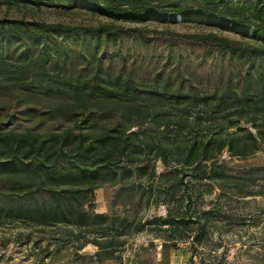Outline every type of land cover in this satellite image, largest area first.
I'll return each instance as SVG.
<instances>
[{
	"label": "rangeland",
	"instance_id": "rangeland-1",
	"mask_svg": "<svg viewBox=\"0 0 264 264\" xmlns=\"http://www.w3.org/2000/svg\"><path fill=\"white\" fill-rule=\"evenodd\" d=\"M8 21L61 24L69 30L49 34L40 41L28 36L0 37V57L23 68L21 73L0 70V129L42 135L73 129L90 134L123 123L129 132L137 130L136 122L145 123L154 113L164 112L166 116L157 121L160 125L167 118L182 119L183 124H170L168 130L159 128L156 137L179 145L194 136L207 139L223 135L220 125L241 115L240 125L251 133L256 134L252 124L264 128V109L257 101L264 93V57L252 49L259 42L235 30L168 19L114 21L81 8L0 3V22ZM108 23L133 31L105 38L91 36L82 29ZM209 33L243 44L251 50V56L247 51L239 57L231 56L198 40ZM127 79L141 92L139 106L100 101L102 98L86 86L97 80L119 87ZM163 86L204 98L186 99V105L181 100L169 107L165 99L145 92ZM223 95L231 97L232 102L215 109L217 99ZM241 103L245 110L232 115ZM144 112L148 113L146 118ZM197 114L198 126L192 122ZM206 124L209 128L205 130ZM145 137L146 141L151 139ZM140 156L147 163L138 172L139 178L131 175L122 181L130 184L125 189L131 193L144 192L137 210L140 223L117 236L120 245L114 243L112 258L98 262L94 258L97 247L89 240L105 241L107 236L116 235L117 223L101 220L93 225L89 219L83 227L62 223L44 226L0 219V264H48L46 249L52 251L58 244L66 247L64 253L69 257L53 264H134L135 252L150 242L159 261L161 243L171 235L177 236L178 249L170 251V264H264V143L244 159L229 157L224 149L219 157L227 161L224 181L200 179L193 169L164 170L161 162L152 160L153 152ZM153 166L155 175H151ZM161 172L165 175L160 176ZM184 174V184L171 188ZM120 186L105 182L94 191L91 206L86 204L84 208L123 217L127 209L123 204L130 192L117 194ZM167 214L170 219L186 215L205 222L202 243L192 258V238L180 240L181 230L161 226L154 219Z\"/></svg>",
	"mask_w": 264,
	"mask_h": 264
},
{
	"label": "trees",
	"instance_id": "trees-1",
	"mask_svg": "<svg viewBox=\"0 0 264 264\" xmlns=\"http://www.w3.org/2000/svg\"><path fill=\"white\" fill-rule=\"evenodd\" d=\"M0 3L23 6L44 5L66 10L81 8L114 21L142 22L168 19L173 22L200 23L221 29L228 28L259 42L252 49L257 55L264 57V0H0ZM8 22V24L0 22V37L28 36L40 41L49 34L69 30L61 24ZM82 29L91 36L105 38L122 31H133L109 23L97 27L86 26ZM248 30H251L249 34ZM198 40L215 46L231 56L239 57L245 51L251 56L248 47L213 33L201 35ZM0 70L21 73L23 68L4 62L0 57ZM86 86L102 98L100 101L119 103L125 107L139 106L137 101L140 100L141 92L138 86L128 79L119 87H109L97 80L87 82ZM145 92L165 99L169 107L178 105L181 100L186 105V99L191 98V101H194L204 98L198 93L186 94L180 88L168 90L166 86L156 87V90L148 88ZM224 96L217 99L215 109L221 104L228 105L227 101L232 102L231 97ZM205 100H207L206 96ZM257 101L264 109V93ZM244 110L245 106L243 107L241 103L236 105L231 114L240 115ZM147 115L148 113L144 112L143 117L146 118ZM163 115L166 116L164 112L154 113L145 123L136 122L137 130L129 132L123 123L119 124V127L93 131L90 134L76 132L73 129L51 132L48 135L0 129V219L28 221L44 226L62 223L83 227L89 219L93 225L99 224L101 220L109 224L117 223L116 235L106 237L102 234L101 236L106 237L105 241L89 240L97 247L94 258L98 262H103L113 257L111 248L114 243H118L117 236L123 234L132 224L140 223L137 221V210L144 192L131 193L125 189L130 184H124L122 181L131 175L139 178L138 172L145 168L147 163V160H143L140 156L141 154L153 152L152 160L161 162L164 170L193 169L200 179L224 181L227 179L225 173L228 170L227 161L219 158L224 149L229 157L244 159L255 154L264 143V128L252 124L256 134L251 133L239 123L243 115L220 125L224 131L223 135L209 136L207 139H198L194 136L187 142L181 141L179 145H176L174 140L168 143L161 142L156 137L159 128L168 130L170 124L173 127L183 124L182 119L167 118L166 122L160 125L161 122L157 121L163 119ZM199 119L197 114L196 118H193V124L198 126ZM208 128L209 125L206 124L204 129ZM146 135L151 136V139L146 141ZM174 154L177 155L176 158L170 156ZM155 173L153 166L151 175ZM160 174L164 176L165 172ZM184 176L187 174L181 175L182 179L180 178L177 185H172L171 188L184 184ZM105 182L111 185L120 184L117 194L124 190L130 192L129 199L123 204L127 207L123 217L93 213L84 208L86 204L91 206L94 191ZM169 215L155 216L154 219L161 226L168 225L171 229L181 230L183 236L179 237L180 240L192 238L189 246L192 258L196 247L202 243L205 222H200V219L195 220L196 218L191 219L186 215H178L170 219ZM177 242V236L174 235L163 240L159 261L155 259L152 242L148 246H140L133 256V263L170 264V251L178 249ZM64 252L66 247L61 244L56 245L52 251L46 249L45 257L49 259L48 264L66 261L69 255Z\"/></svg>",
	"mask_w": 264,
	"mask_h": 264
}]
</instances>
